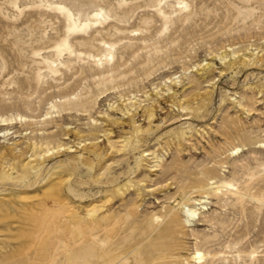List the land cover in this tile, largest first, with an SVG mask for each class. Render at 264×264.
I'll list each match as a JSON object with an SVG mask.
<instances>
[{"label": "rangeland", "instance_id": "374dc122", "mask_svg": "<svg viewBox=\"0 0 264 264\" xmlns=\"http://www.w3.org/2000/svg\"><path fill=\"white\" fill-rule=\"evenodd\" d=\"M262 54L264 0H0V264H99L93 221L145 264L174 213L175 261L264 264Z\"/></svg>", "mask_w": 264, "mask_h": 264}, {"label": "bare ground", "instance_id": "6f19581e", "mask_svg": "<svg viewBox=\"0 0 264 264\" xmlns=\"http://www.w3.org/2000/svg\"><path fill=\"white\" fill-rule=\"evenodd\" d=\"M253 56L254 54H251V57ZM226 57L227 56H224V59ZM239 62H241V66L247 64L246 58L242 57L239 61L234 59L232 63L230 64V66L233 68ZM255 63H256L255 65L256 68L260 69L259 67L262 64H264V54L257 57ZM204 71L206 72V74L214 72V70L212 69V66H210L209 64L204 68ZM94 148H95V145L91 147L90 149L91 153L97 154V156H99V153H97V150L95 151ZM2 179H5V178L0 176V181ZM210 186H211L210 189L212 191L219 192V191L225 190V191L232 192L239 197L244 195L242 191L238 189L237 187H235L232 183L213 182L212 184H210ZM200 190L203 191L204 189H200ZM192 191L191 193L185 194V196L190 197L188 201H190L192 198H196L197 193L201 192L199 190L198 191L196 190L194 192ZM185 206L186 204L184 203L181 207H183L184 209ZM186 212L190 218H196L197 216V210L187 209ZM94 213H95V208L90 213L91 217L93 216ZM175 217H176V213L172 214L169 220L157 221L156 226L151 228V231L149 230L150 232L146 237H140L137 239L139 243L143 242L145 239H149L152 243V244L151 243L148 244V248H146V250H148L149 254H151L152 257H149L148 262H146L145 264H173L174 262H178L174 260L176 254L178 253V250L176 249L178 245L175 242L176 241L175 223H177V220ZM35 221L38 226H42V227L45 226L47 223H50L49 221L45 222L44 219L43 220L37 219ZM43 222L45 223L43 224ZM93 223H95V221H93L89 226L77 225L74 231V235L80 236V238L82 240H85V242H88V244L92 245L93 247L95 245L100 249L99 264H122V260L116 257L118 254L117 249L111 248L112 244L110 242L112 241L110 240H111L112 231L105 230L106 237L104 238V240H101L99 237L93 238L94 234L91 232L92 230H90L93 226ZM106 229H108V227ZM101 241L103 242L101 243ZM154 242H158L159 244L154 245L153 244ZM143 245H144V242L138 247V249H140V247H142ZM194 259L199 261V264H201L205 260V255L202 254L201 252H197L196 257ZM186 262H188V260H179L178 264H185ZM139 264H142V263H139Z\"/></svg>", "mask_w": 264, "mask_h": 264}]
</instances>
